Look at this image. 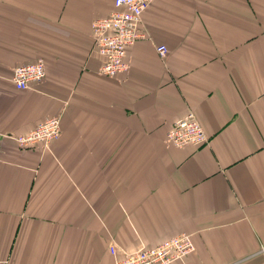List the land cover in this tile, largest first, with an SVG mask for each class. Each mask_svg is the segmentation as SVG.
<instances>
[{"label":"crops","instance_id":"1","mask_svg":"<svg viewBox=\"0 0 264 264\" xmlns=\"http://www.w3.org/2000/svg\"><path fill=\"white\" fill-rule=\"evenodd\" d=\"M153 1L111 79L92 25L115 0H0V259L116 264L187 234L188 264H264V0ZM190 112L208 142L167 144ZM53 117L58 140L20 149Z\"/></svg>","mask_w":264,"mask_h":264},{"label":"built area","instance_id":"2","mask_svg":"<svg viewBox=\"0 0 264 264\" xmlns=\"http://www.w3.org/2000/svg\"><path fill=\"white\" fill-rule=\"evenodd\" d=\"M153 0H115V11L110 17L97 19L92 25L95 50L104 58L99 71L102 76L113 78L124 75L129 71L127 51L130 47L146 40L147 34L142 28L144 13L151 7ZM159 55L166 57L168 50L165 47L158 49ZM15 88L26 91L33 86L44 82L46 64L38 60L29 65L18 66L13 72ZM62 127L58 117L48 118L35 129L17 137L15 140L20 149L29 150L38 145L48 147L51 142L61 137ZM197 116L190 112L176 121L167 134V144L184 149V147L200 146L208 142ZM195 251L191 236L181 234L168 239L157 247L142 248L133 254H124L119 257L116 248L111 249L116 264H188V256ZM0 264H9L0 259Z\"/></svg>","mask_w":264,"mask_h":264}]
</instances>
